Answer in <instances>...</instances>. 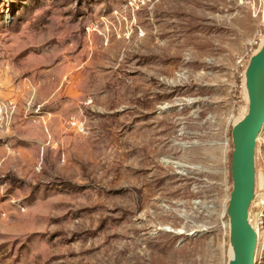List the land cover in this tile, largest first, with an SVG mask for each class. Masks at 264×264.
Returning a JSON list of instances; mask_svg holds the SVG:
<instances>
[{
	"label": "rangeland",
	"instance_id": "obj_1",
	"mask_svg": "<svg viewBox=\"0 0 264 264\" xmlns=\"http://www.w3.org/2000/svg\"><path fill=\"white\" fill-rule=\"evenodd\" d=\"M107 35L134 50L97 62ZM263 45L264 0H0V87L12 77L7 87L19 93L42 80L35 70L70 74L67 95L0 136V264H227L232 130ZM109 73L116 83L102 78ZM95 87L120 106L90 104ZM64 110L68 128L74 119L84 127L82 146L64 135L46 153L35 131L19 136L24 121ZM256 167L250 221L264 264V128Z\"/></svg>",
	"mask_w": 264,
	"mask_h": 264
},
{
	"label": "bare ground",
	"instance_id": "obj_2",
	"mask_svg": "<svg viewBox=\"0 0 264 264\" xmlns=\"http://www.w3.org/2000/svg\"><path fill=\"white\" fill-rule=\"evenodd\" d=\"M107 38H109V39L107 40L106 44L100 43L99 46H97L98 47V49L96 51L97 53L94 56V60L96 59L97 62H101L103 65L106 64L105 63L106 60L114 63L119 58L120 54L123 57H126L129 54L128 50H132V51L134 50L133 44L132 43H126V41L123 38H120L119 41H114L110 35ZM146 46L150 49L156 48V45L153 44L152 38L146 42ZM68 68H70V66H68ZM63 75H64V77H63ZM35 77H39V79H42V80L40 82H38L37 84H34L32 81L25 82L23 84V90L20 91L19 93H14V94H13V91L7 87V85L9 83H11V80H13L12 77H8V79H6L5 81L2 82V87H0V136L11 135V134H13V132H14V134H17L15 132L16 129H15V131L13 129V124H15L16 120L19 117H23V114H27L29 116L30 112L35 110L37 106H39V105L41 106L43 103L46 106H53L56 99H59L62 96V94L67 95L68 91L70 90V88H69L70 74L68 73V71L56 73L53 71L35 70ZM102 78L108 79V83H116L117 82V80H114L113 73L103 75ZM61 80H62V83H60V85H59L58 83L61 82ZM57 87H58V89L60 88L58 92L53 90L49 94V90L56 89ZM98 89H99L98 87H95V90L91 91L90 95L93 98H92V100H90V102H89L90 104L94 103V100H95V102L97 100V103H99V104L102 102L104 105V107L101 108L102 111L110 110V109L117 108L120 106L121 101L118 99L116 100V102L114 104L108 105V106L106 104H104V100H102L101 98L97 99V97H95V95H93V93L95 91H97ZM142 91H145V89H143ZM90 95H88V96H90ZM85 97H84V99H85ZM143 97H144V95H142L140 98H143ZM82 98L83 97H79V99L83 100ZM134 98L137 99V101H138V95H134ZM79 106H80L81 111L84 110V113L88 112V109H85V108L83 109L82 105H79ZM67 111L69 113L70 110H64L59 117H57L55 114H48L46 116V118H40V120H36L37 124H34L33 121H29V122L24 121V123H28L29 128H22V127L19 128L18 129L19 136L22 138H30V137H32L31 132L35 131L37 134L35 137H37L39 139L37 148L44 147V151L46 153L50 149V146H47L46 142L50 141V145H51L53 142L59 141L64 135L65 136L73 135L74 139H75L74 142L76 144V145L75 144L74 145L75 146H82L84 144V142H83V140L78 139L80 136L77 134L76 130L78 128H84V127H82V124L80 122H78L74 119L73 123H71L72 128H68V120L69 119L67 117H65V115L67 114ZM80 113L78 112V114H80ZM11 115L13 117L12 120H10ZM7 116H9V117L7 118ZM54 120H57V123L55 124L58 126L57 128H55V125L53 123ZM85 135H87L88 139H90V134H85ZM118 136L119 135L116 134L115 136L112 137L111 145H113L112 146L113 148L119 147V141L117 140ZM142 138H143V136L140 134L134 135V148H137V146H140V143H141L140 141L142 140ZM161 143L162 142H158L157 144L156 143H149V146H148L149 152L151 154H153L154 156L156 154L159 155L161 152V148H160ZM177 146L178 145L176 144V146H174L172 149H170V151L172 150L173 152L175 151L177 153L178 152ZM88 147H90V145H88ZM34 149H33V151H34ZM94 149H97V147ZM94 149L91 148V152H89L88 155H90L91 157H94V158L102 156V153L94 152ZM9 155L11 156V154H9ZM11 158H13V157H11ZM15 159H16V157H15ZM254 229L258 233V235H261L260 232L257 230V228H254Z\"/></svg>",
	"mask_w": 264,
	"mask_h": 264
},
{
	"label": "water",
	"instance_id": "obj_3",
	"mask_svg": "<svg viewBox=\"0 0 264 264\" xmlns=\"http://www.w3.org/2000/svg\"><path fill=\"white\" fill-rule=\"evenodd\" d=\"M245 87L248 111L232 130V191L226 209L229 226L227 264L256 263L259 237L250 221V209L256 196L257 142L264 128V45L250 58L245 71Z\"/></svg>",
	"mask_w": 264,
	"mask_h": 264
},
{
	"label": "built area",
	"instance_id": "obj_4",
	"mask_svg": "<svg viewBox=\"0 0 264 264\" xmlns=\"http://www.w3.org/2000/svg\"><path fill=\"white\" fill-rule=\"evenodd\" d=\"M258 237H260V236L258 235Z\"/></svg>",
	"mask_w": 264,
	"mask_h": 264
}]
</instances>
